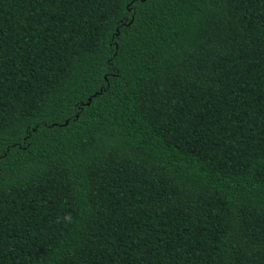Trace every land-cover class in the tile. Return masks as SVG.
I'll list each match as a JSON object with an SVG mask.
<instances>
[{"label":"trees","instance_id":"obj_1","mask_svg":"<svg viewBox=\"0 0 264 264\" xmlns=\"http://www.w3.org/2000/svg\"><path fill=\"white\" fill-rule=\"evenodd\" d=\"M0 264H264V0H0Z\"/></svg>","mask_w":264,"mask_h":264}]
</instances>
